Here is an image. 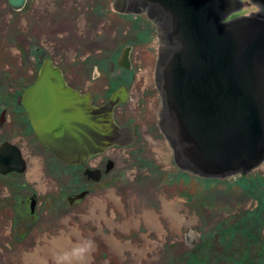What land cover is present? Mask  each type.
<instances>
[{
  "label": "rangeland",
  "instance_id": "rangeland-1",
  "mask_svg": "<svg viewBox=\"0 0 264 264\" xmlns=\"http://www.w3.org/2000/svg\"><path fill=\"white\" fill-rule=\"evenodd\" d=\"M113 2L29 0L27 9L12 12L7 0H0L2 82L10 77L19 82L17 78L32 70L30 51L26 55L28 37L76 80L85 79L90 61L102 55L116 58L122 47L130 46L132 68H118L129 76L128 101L116 114L121 123L136 130L133 144L111 150L113 157H109L115 161L111 171L90 185L81 202L65 209L58 197H64L71 185L69 178L53 176L56 160L51 152L40 150L39 143L24 134L28 142L22 144L39 163L35 161L22 182H29V192L34 186L42 187L44 204L41 217L32 225L21 221L16 206L8 204L0 211V264H36V257L48 264H260L253 261V253L263 248L255 244L249 251L240 239V235L249 238L241 231L244 227L234 236L220 235L216 228L227 217L254 210L258 228L254 224L250 231L264 238V164L248 175L227 178L184 174L158 124L156 28L146 17L116 12ZM106 78L98 76L94 90L108 83ZM115 83L111 81L113 88L120 85ZM57 119L77 120L73 113L58 114ZM13 131L17 130H4L2 135ZM5 178L0 176V199L13 197L19 189ZM57 239L70 241L65 253L52 249Z\"/></svg>",
  "mask_w": 264,
  "mask_h": 264
},
{
  "label": "water",
  "instance_id": "water-1",
  "mask_svg": "<svg viewBox=\"0 0 264 264\" xmlns=\"http://www.w3.org/2000/svg\"><path fill=\"white\" fill-rule=\"evenodd\" d=\"M252 1L259 12L233 19L227 18L241 8L240 0L113 2L116 12H146L157 25L158 124L176 165L190 174L227 178L264 164V0ZM9 3L19 10L26 0ZM128 94L121 86L104 105L84 104L47 59L23 102L42 144L68 162L83 163L110 146L133 143L134 129L118 125L113 116ZM61 113L77 120L61 123ZM24 165L17 149L9 143L0 147L2 173L22 172Z\"/></svg>",
  "mask_w": 264,
  "mask_h": 264
},
{
  "label": "flooded vegetation",
  "instance_id": "flooded-vegetation-1",
  "mask_svg": "<svg viewBox=\"0 0 264 264\" xmlns=\"http://www.w3.org/2000/svg\"><path fill=\"white\" fill-rule=\"evenodd\" d=\"M28 1L25 4L24 8H28ZM242 2V6L240 9L237 10L235 14H233L229 19L237 18L240 16H250L251 13H257L260 11L261 7L254 3L252 0H240ZM7 7L12 12H17L14 10L11 5L9 4V0H7ZM23 8V9H24ZM22 9V10H23ZM136 18L139 16L146 17L148 19V16L144 14L140 15H134ZM150 21V20H149ZM154 27L156 28L157 32V26L150 21ZM158 37V32H157ZM29 41L27 44V48L29 49L26 51V55L29 57V51L31 53L30 58L33 62V68L24 76V74L19 78H17V81H12L13 78L7 79L8 82H2L0 80V93H5L2 95L0 99V147L5 144L9 143L11 147L18 149L21 151V155L26 163V168L23 173H18L17 171L10 170L6 174H2L0 172L1 177H6L5 179H12V181L7 180L8 185H14L15 183L19 186V189L16 191V193L13 195V197H9L8 195L5 197L6 199H0V211L3 210L8 206V204L11 207L16 206V215L21 218V221H27L30 222V224L36 223L37 219L41 217V213L39 212L40 206L44 204V201L42 200V187H36L34 186L30 192L28 191L30 189L29 182H22L23 176H26V173L30 170V168H33L34 165H36L37 160L36 156H33L31 154L30 148L26 146V144H22V142H28L25 138V135L27 137H31V140H36L39 143L40 150L46 149L43 144L39 141L34 126L29 118L28 112L23 105V94L24 92L37 80V78L40 75L41 69L47 59H50L52 64L54 66L59 67L64 75V79L70 87L77 90L81 96L87 98V102L91 105L95 106H101L107 103L112 95L113 92H115L119 87L121 86H127L128 89H130V81L129 76L127 74L122 75L120 73L119 67H124L125 69L129 70L132 67L128 65L130 54L132 47H122L119 54L116 58H110L108 56L102 55L100 59L90 61L88 66V73H85V79L82 80H76L74 78L75 75L72 76V78L67 74L66 69H64L49 53L46 52V50L39 45H34L32 42H30L29 37L26 39ZM159 42V39H158ZM98 42H95L93 44H97ZM33 45V47H32ZM129 48V49H128ZM159 48V47H158ZM158 55V54H157ZM88 58L85 57V61ZM157 61V60H156ZM117 66V69L115 70ZM101 69V70H100ZM122 72V71H121ZM106 76V81L108 83L101 84L98 90H94L95 83L94 81L97 80L98 76L100 75ZM5 76H8L7 72L5 73ZM20 76V75H19ZM18 77V76H17ZM12 81V82H11ZM111 81L120 83L117 87L113 88ZM157 89V88H156ZM88 96H92V100L88 98ZM119 106L115 108L114 112V119L120 126H126L131 127L128 124L121 123L117 116L118 112L116 114V110ZM119 117V116H118ZM132 128V127H131ZM8 129H15L17 131L10 132L7 134V137L2 135V131L8 130ZM18 131L19 134H18ZM135 135H136V130ZM18 134V135H17ZM25 134V135H24ZM24 142V143H25ZM124 146H118L114 145L109 147L107 150H105L103 153L98 154L96 156H93L91 159L87 161V163L83 164H77V163H68L66 161H63L59 157H57L54 153L51 152L52 158H55V162L53 166L51 167V170L53 172V176L59 175L62 178H69L68 182H70L71 185H68V189H65L64 197H58L62 201V206L65 209L71 208L75 206L79 202L76 201L77 195H79L82 192L86 191V196L91 191V184L95 182L92 178L90 173L92 171H99L101 174V180L108 174L107 169L109 167V163L113 162L115 165L114 159L110 158L109 156L113 157V154H111V150L115 148H120ZM37 149V148H36ZM35 149V150H36ZM47 150V149H46ZM48 151V150H47ZM50 152V151H49ZM13 152H10V155H12ZM107 156V158L104 157ZM96 161V164L91 163L92 161ZM36 173V172H35ZM45 173V172H43ZM17 180V181H16ZM44 193V192H43ZM13 198V199H11ZM8 200H12V202H8ZM7 205V206H4ZM30 226V225H29ZM29 229V228H28ZM21 232L25 229H21ZM25 236V235H24Z\"/></svg>",
  "mask_w": 264,
  "mask_h": 264
},
{
  "label": "trees",
  "instance_id": "trees-1",
  "mask_svg": "<svg viewBox=\"0 0 264 264\" xmlns=\"http://www.w3.org/2000/svg\"><path fill=\"white\" fill-rule=\"evenodd\" d=\"M184 172V174H187L188 172L182 170ZM243 178H245L244 176H242ZM200 179H207V178H200ZM209 179H218V178H209ZM258 208L255 210L257 211ZM259 211V210H258ZM257 214L256 212H254V210L251 211H247L244 212L243 214H240L238 216H230L227 217L225 219H223V221L217 226L216 231L220 234V235H231L234 236L236 235V233L238 234L240 232V230L244 227V229H242L241 231H243V234L247 233L249 236V238L247 239L246 237L240 235V239L242 241H244L245 244H247V248L249 249V251L252 252V245H259L260 248H263L262 250H259L260 252L254 254L255 257L253 258V261L256 262H260V264H264V238L261 237L259 234H254L253 232H251V227L256 224V221L253 220V216ZM257 219L259 216H256ZM255 217V218H256ZM261 220V218L259 219ZM243 225V226H242ZM256 228H258V224H256ZM249 231V232H248ZM232 244V243H230ZM248 251V255L247 256H251L252 254ZM251 261V262H253Z\"/></svg>",
  "mask_w": 264,
  "mask_h": 264
},
{
  "label": "bare ground",
  "instance_id": "bare-ground-1",
  "mask_svg": "<svg viewBox=\"0 0 264 264\" xmlns=\"http://www.w3.org/2000/svg\"><path fill=\"white\" fill-rule=\"evenodd\" d=\"M26 2H27V0H26ZM10 4V3H9ZM26 4V3H25ZM12 7V6H11ZM25 7V5L22 7V9ZM13 8V7H12ZM14 9V8H13ZM22 9H19V10H17V9H14V10H16V11H20V10H22ZM237 12V10H235V11H233L232 13H231V15H229V17L227 18V19H229L233 14H235ZM120 13V12H119ZM146 14L147 16H148V14L146 13V12H139V13H135V14H133V15H140V14ZM121 14H128V13H121ZM148 19H149V17H148ZM150 20V19H149ZM150 21H152V20H150ZM153 22V21H152ZM154 23V22H153ZM155 24V23H154ZM156 25V24H155ZM157 26V25H156ZM159 39V38H158ZM45 64V63H44ZM63 73V72H62ZM63 77H64V75H63ZM156 83V82H155ZM156 88H157V86H156ZM157 91L159 92V90H158V88H157ZM79 93V92H78ZM80 94V93H79ZM129 95V94H128ZM159 95H160V93H159ZM80 96H81V94H80ZM81 97H83V96H81ZM88 98H90L91 100H92V96H88ZM160 99H161V97H160ZM82 101H83V103L84 104H87L88 102H87V98H85V97H83L82 98ZM128 101V100H127ZM127 101L126 102H123V103H119V104H117L116 106H115V108L117 107V106H120V105H122V104H125V103H127ZM89 104V103H88ZM23 105L25 106V104H24V102H23ZM25 108H26V106H25ZM115 108H114V112H115ZM26 110H27V108H26ZM28 112V111H27ZM29 115V114H28ZM113 116H114V113H113ZM30 118V117H29ZM31 120V119H30ZM32 122V121H31ZM33 124V123H32ZM34 126V125H33ZM35 129V128H34ZM36 132V131H35ZM37 135V134H36ZM38 137V136H37ZM39 139V138H38ZM134 140H135V138H134ZM134 140H133V143H134ZM40 141V140H39ZM41 142V141H40ZM42 143V142H41ZM132 143V144H133ZM129 145H131V144H129ZM129 145H127V146H129ZM44 146V145H43ZM114 146V145H113ZM118 146H123V145H118ZM45 147V146H44ZM111 147V146H110ZM11 148H13V147H11ZM46 148V147H45ZM109 148V147H108ZM107 148V149H108ZM13 149H15V148H13ZM48 151H50V152H52V153H54L53 151H51V150H49L48 148H46ZM107 149H105V150H107ZM20 153H21V151L19 150V148L17 149ZM104 150V151H105ZM103 151V152H104ZM103 152H101V153H103ZM101 153H98V154H101ZM15 154V152H13V154H12V156ZM55 154V153H54ZM98 154H95V155H92L91 157H89L88 159H87V161L89 160V159H91L93 156H96V155H98ZM56 155V154H55ZM57 157H59L58 155H56ZM21 157H22V155H21ZM60 159H62L61 157H59ZM22 159H23V157H22ZM24 160V159H23ZM63 161H66V162H68L67 160H65V159H62ZM25 161V160H24ZM87 161L86 162H83V163H87ZM68 163H71V162H68ZM72 163H74V162H72ZM76 163V162H75ZM83 163H77V164H83ZM112 164H113V162H112ZM12 165V164H11ZM10 166V165H9ZM25 168H26V163H25ZM109 166H110V163H109ZM114 167V164L112 165V168ZM7 168V167H6ZM111 168V169H112ZM111 169H107V172L109 173L110 171H111ZM14 171H16V170H14ZM24 171H25V169H24ZM24 171H22V172H18V173H23ZM1 172V171H0ZM2 173V172H1ZM7 173V172H6ZM6 173H2V174H6ZM91 175H94V176H92V178H93V180L95 181V182H98V181H100L101 180V173L98 171H96V172H92V173H90ZM97 177H99L100 179L99 180H96L95 178H97ZM87 194V193H86ZM86 196V195H85ZM84 196V197H85ZM84 197L82 198V199H84ZM81 199V200H82ZM70 241H66L65 239H57V240H55V241H52V249L53 250H56V249H58L59 251H61V252H66V249H68V248H70V243H69ZM73 250V249H72ZM49 251V250H48ZM54 252V251H53ZM67 254V253H66ZM57 255V254H56ZM67 258V257H66ZM71 258V257H70ZM69 259V258H68ZM75 259V258H74ZM73 259V260H74ZM35 262H36V264H48V262H45L42 258H38V257H36L35 259ZM72 260V261H73ZM70 261V260H69ZM76 262V261H75ZM70 263H72L71 261H70ZM74 264V263H73Z\"/></svg>",
  "mask_w": 264,
  "mask_h": 264
}]
</instances>
